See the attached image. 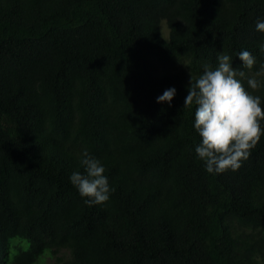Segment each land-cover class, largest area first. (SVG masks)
I'll list each match as a JSON object with an SVG mask.
<instances>
[{"label": "trees", "instance_id": "obj_1", "mask_svg": "<svg viewBox=\"0 0 264 264\" xmlns=\"http://www.w3.org/2000/svg\"><path fill=\"white\" fill-rule=\"evenodd\" d=\"M259 21L264 0H0V264H264V136L209 173L184 107L221 54L261 69ZM85 150L104 204L70 181Z\"/></svg>", "mask_w": 264, "mask_h": 264}, {"label": "clouds", "instance_id": "obj_2", "mask_svg": "<svg viewBox=\"0 0 264 264\" xmlns=\"http://www.w3.org/2000/svg\"><path fill=\"white\" fill-rule=\"evenodd\" d=\"M256 30L264 32V21L257 23ZM260 47L264 52V44ZM238 57L242 67H233L232 58L221 54L217 67L205 65L198 77L191 73L184 107L195 105L194 128L201 137L195 152L205 162L209 173L238 170L264 136L261 97L248 90L250 88L254 92L262 87L256 76L264 73V65L255 75L249 76L245 69H253L256 57L247 50L241 51ZM244 81H247L248 88ZM176 92L174 87L165 90L157 102L171 104ZM80 163L84 171L73 172L71 183L82 197L87 198L85 203L89 206L106 203L115 189L110 187L105 167L87 150Z\"/></svg>", "mask_w": 264, "mask_h": 264}, {"label": "rangeland", "instance_id": "obj_3", "mask_svg": "<svg viewBox=\"0 0 264 264\" xmlns=\"http://www.w3.org/2000/svg\"><path fill=\"white\" fill-rule=\"evenodd\" d=\"M44 264H53V260L48 257Z\"/></svg>", "mask_w": 264, "mask_h": 264}]
</instances>
